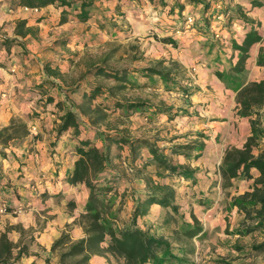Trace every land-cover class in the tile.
Wrapping results in <instances>:
<instances>
[{
    "label": "rangeland",
    "instance_id": "374dc122",
    "mask_svg": "<svg viewBox=\"0 0 264 264\" xmlns=\"http://www.w3.org/2000/svg\"><path fill=\"white\" fill-rule=\"evenodd\" d=\"M95 1L97 20L95 24L90 25L89 23L87 26L73 22L69 26L49 31L45 39L43 36H39L41 28L39 25L30 27L32 35L36 36V39L45 41L43 47L47 54L42 59L49 60L51 68L65 70L57 77L62 90H69L75 86L85 76V72L91 64L105 61L109 67L130 68L133 80L141 85L139 87L129 85L118 94L119 99L142 100L172 109L170 113H163V115L155 110H148L146 114H135L130 117L121 116L119 112L113 115L109 114L104 120L94 123V119L99 118L100 115L98 113L89 115V112L86 111L90 106L95 108L104 100L103 97L89 102L80 93H70L69 97L66 98L65 92L59 90L65 98L64 103L78 113V120L84 123L89 132H93L91 133L92 138L99 144L101 142L98 135H103L106 132L119 131L127 137H146L163 148L172 162L183 164L193 172L192 181H188L183 176H173L169 172L158 170L151 164H141L139 168H144L146 171L139 172L133 167L132 163L134 162L131 161L130 164L127 158L119 153V149L113 145L110 166L124 177L123 181L121 180L116 189L107 197V200H110L108 204L112 206L110 214L117 213L116 224L123 225L130 220L132 211L128 201H131L130 196L134 194L133 190L145 188L144 186H148L150 179L159 180L162 184L172 186L175 189L176 196L178 195L177 198L175 197V201L178 202L180 208L174 217L165 222V219L169 217V210L161 206L156 207V215L160 213L158 223L154 226V223L148 221V224L151 225L149 228L154 230L155 235L168 239L175 246L174 248L182 247L193 250L188 255V259L194 264H264V247H256L264 242V228L257 227L250 230L249 227H254L257 221L249 219L245 212L234 205L236 197L251 191L238 194L240 187L237 185V189L232 181L228 183L223 180L220 184L218 181H213V178H216L215 173L218 174L220 171L222 162L217 164L214 171L213 138L211 145L209 136L205 132L206 127H203V116L199 115L203 112L202 108L197 109L199 105L191 98L194 94L209 95L212 92V87L199 82L195 65L202 62V57H198L199 62L195 60L194 65H186L177 56V51L181 49H187L189 53L192 51L191 54L196 51L199 53L198 55L203 56L207 54L206 51L204 54L200 52L203 50V46H215L216 43L209 39L204 45L201 43L204 42V39L194 40L193 34L201 31L198 27L194 31L188 30L187 33L190 34L188 38L192 37L188 46H184L178 37L173 39L177 41L172 45L162 41L161 38L165 37L162 33L164 30V25L161 24L162 17L147 8L146 0ZM220 2L217 0L214 8L211 5L208 13H205L201 7L200 17L197 20V24L202 22L201 24L204 26L206 21L203 22L202 18L211 19V24L208 25V33L212 35V38L214 36L218 40L223 38V31L227 30L226 27L230 24L228 17H225L220 23L214 18L216 6ZM221 6V12H224L222 3ZM27 9L30 10V8ZM9 10L14 9L9 8ZM32 10H25V12L30 13V16H36L37 21L40 22H42V18L53 16L55 13L53 9L43 13L40 9L38 11ZM102 24L103 27H101ZM177 25L176 30H184V26L180 22ZM216 32L219 33V37H216ZM69 36H73L74 39H68ZM63 39L69 40L68 46L59 43ZM161 60L164 61V68L173 71L175 80L178 82V87L175 89L173 88L174 85L168 88L163 81L161 83L162 79L158 76L149 79L137 71L146 66L155 65ZM82 83L85 84L83 89L88 87L89 83H98L105 87L118 84L115 81L92 76H86V80ZM86 83L88 84L86 85ZM179 86H186L189 88V92L181 90ZM47 108L48 111H53L55 107L50 105ZM81 110L86 113H81ZM65 111L64 108L60 110V115L56 114V119L59 120L55 122L57 129L61 122L60 116ZM34 113L37 114L36 111ZM18 122L22 121H16V123ZM22 139L12 142L18 143ZM199 143H204L202 151L193 147ZM257 143L260 146L258 148H264V139L258 140ZM187 144L190 145L189 148L184 147ZM175 146L183 147L181 150L186 153H174L172 148ZM100 148L103 149V147ZM138 164L140 163L138 162ZM206 173H210L207 174L211 178L210 181L193 182L195 179L201 181L200 178H205ZM158 174L164 175L159 176ZM187 181L189 183H186ZM194 196L196 197L194 198ZM76 204L73 201L72 205H67V210L73 211L77 206ZM47 217H51V215L46 214L45 209H40L37 212L38 230L41 228V222L43 220L45 222ZM194 217L203 228L204 233L190 239L185 237L181 230L185 223L192 224ZM74 222L83 226L81 216H77ZM37 229L34 231H38ZM71 229V225L67 224L61 235L68 233L72 239ZM3 233H7L9 237L8 229ZM22 233V236L25 237V245L35 239L33 230ZM51 252L59 254V249L55 251L51 249ZM175 252L180 251L176 249ZM107 263L124 264L114 255L113 258L108 257Z\"/></svg>",
    "mask_w": 264,
    "mask_h": 264
},
{
    "label": "crops",
    "instance_id": "0c3cea01",
    "mask_svg": "<svg viewBox=\"0 0 264 264\" xmlns=\"http://www.w3.org/2000/svg\"><path fill=\"white\" fill-rule=\"evenodd\" d=\"M164 1L165 4L155 6L150 0H146L147 8L162 17L163 35L173 39L178 37L184 46L189 45L188 42L192 37L194 40L204 39V42H201L204 45L209 39L216 43L215 46H203V50L200 52L204 54L206 51L207 54L203 55L205 57L198 55L199 53L196 51L191 54L192 51L189 53L187 49L177 51L180 61L186 65H194V61L199 62L198 57H202V62L195 65L199 82L212 87V92L209 95L194 94L191 98L199 105L197 109L202 108L203 112L199 115L203 116V127H206L205 132L209 136L211 145L213 138V168L215 171L217 164L222 162L225 151L231 147L242 148L252 134L250 118L239 113L237 91L220 79L217 72L226 74L231 72V68L237 64L240 56L239 50L234 48V43L242 44L248 30L253 27L259 31L262 38L250 47L249 57L245 63V83L264 80V63L259 62L261 56L264 60L262 51L264 50V0H220L224 6H229L233 11L239 13L229 21L230 24L226 27L227 30L223 31L221 40L215 39L214 36L212 38V35L203 31L188 38L190 35L187 33L188 31L176 30L177 24L180 22L178 20L179 10L174 8L176 0ZM207 1L211 2L214 8L217 0ZM253 1L258 4L254 5ZM181 2L185 4V9L181 14H195L200 17L199 12L202 6L189 4L184 0ZM0 8V35L16 39L23 44L15 45L11 52L6 49L0 50V130L19 120L26 123L29 130V134L18 143L12 141L7 145L0 143V234L8 229L9 239L17 246L15 253L21 247L25 248L19 264H48L49 262L53 264L59 261V256L51 252L52 245L61 236L67 224L71 225L73 241L86 236L84 227L74 221L85 210L89 187L85 183L70 185L67 182V178L75 167L78 138L72 139V129L66 134L58 135L55 122L59 121L56 119V114H61L60 109L53 108V111H48L47 108L50 105L55 107L57 102H62L63 109H70L64 103L65 98L59 88L53 87L52 94L55 101L44 105V101H40L41 95L34 91L36 86L47 78L54 80L57 86H60L57 77L48 76L45 73V67H51L49 60L42 59L47 54L43 47L45 41L36 39L32 33L25 36L17 35L16 26L19 20H26L27 27L39 25L41 27L39 36H43L45 39L49 31L69 26L70 23L89 26V23L91 25L95 22L82 23L69 19L61 24V9L58 10L53 5L40 8L42 13L48 10L52 11V9L55 11L53 16L42 18V22L37 21L36 16H30V13L25 12V10L33 11L32 9L9 10L7 0H0ZM68 39H74V37L69 36ZM58 71L63 73L65 70L60 68ZM35 111L37 114L34 113ZM260 112L264 115V106ZM80 124L85 126L82 122ZM262 125L264 127V118H262ZM84 132H88L89 138L95 142L97 147L105 148L103 135H98L101 142L99 144L92 138L91 133L93 132L84 130L82 136L85 134ZM258 147L260 146L258 145L254 150L256 154L264 150V148ZM119 153L126 157L130 164L132 163L128 147L120 150ZM141 155H145L144 152ZM132 164L138 167L141 164L145 165L139 159ZM114 170L117 172L116 169ZM207 174L210 173H206L205 178H200L201 181L195 179L193 182L210 181L211 178ZM218 174L215 173L216 178H213V181H218L220 184L223 178L220 171ZM251 174L252 177L249 178L232 179L235 187L237 188V185L240 187L238 194L252 191L255 178L259 173L256 169H252ZM197 177L199 179L200 174ZM187 180L192 181V178ZM188 181L186 183H189ZM119 183L116 184V187ZM144 187L140 190H133L134 194L130 196L131 201H128V204L132 213L137 203L136 198L148 189V186ZM194 187L196 188L195 184ZM70 200L77 203L73 211L67 210ZM176 203L178 204V202ZM158 206L160 205H152L148 214L138 219V226L143 230H149L152 234H154V230L149 228L151 225L148 224V221L154 223V226L158 223L160 213L157 215L155 213ZM40 209H45L46 214L51 217H47L45 222L43 220L40 224L41 228L38 230L37 212ZM129 221L123 225L116 224L115 227L122 228ZM36 229L38 231H34ZM27 230H33L35 239L25 245V237L22 236V232ZM101 247L105 250L103 253L92 256V264H108V257L113 258V255L106 250L107 242H104ZM120 261L124 263V259H120Z\"/></svg>",
    "mask_w": 264,
    "mask_h": 264
},
{
    "label": "trees",
    "instance_id": "16d2710c",
    "mask_svg": "<svg viewBox=\"0 0 264 264\" xmlns=\"http://www.w3.org/2000/svg\"><path fill=\"white\" fill-rule=\"evenodd\" d=\"M150 1L155 6L166 3L164 0ZM184 1L196 6H202L205 13H208L211 8V2L207 0ZM95 2V0H7V5L14 10L19 8L40 9L53 5L61 9V24L69 19L82 23H97ZM253 4L256 5L258 3L253 1ZM174 8L179 10L178 20L181 22L185 17V15L181 14L185 9V4L181 0H176ZM224 12L229 20L238 13L229 6H224ZM202 20L207 23L205 22L204 26L197 24V27L204 33H208V25L211 24V19L203 17ZM26 24V20L17 22V35L25 36L28 33H32L31 28L27 27ZM101 27H103V24ZM261 38L259 31L251 27L242 44L234 43V48L239 50L240 56L237 64L231 68V72L228 74L217 72L220 79L225 81L230 88L237 91L240 115L249 117L251 121L252 134L248 137L245 145L242 148H228L220 167L221 176L228 183H231L234 178L252 177V169H256L259 173L258 177L255 178L253 190L236 197L234 200V205L245 212L249 219L257 221L254 227H249L250 230L257 227L264 228V150L258 154L254 152L258 146V140L264 138V127L262 126L264 115L260 112V109L264 106V80L245 83V63L249 57L250 47L260 41ZM161 39L166 43H176L171 37L165 36ZM59 43L67 45L69 40L63 39ZM15 45L23 44L16 39L0 35V50L6 49L11 52ZM262 51L264 53V50ZM259 62L264 63L262 56L259 58ZM163 64L164 61L161 60L155 65H150L137 71L149 79L153 76H158L168 88L174 85L173 88L175 89L178 87V82L175 80L173 71L164 68ZM131 72L130 68L109 67L105 61H102L91 64L86 70L85 76L69 90H62L61 86H57L54 80L47 78L43 83L36 86L34 91L36 94L41 95L40 101H44V105L55 101L52 94L53 87L59 88L63 93L65 92L66 98L69 97L70 93H80L89 102L103 97L104 100L96 105L95 108L90 106L86 111L89 112V115L93 113L100 115L99 118L94 119V123L104 120L109 114L113 115L119 112L121 116L125 117H130L136 113L146 114L148 110H155L158 113H170L172 108L162 105H154L142 100H123L118 98V94L129 87V85L133 87L141 86L133 80ZM45 73L54 77L61 75V72L49 66L45 67ZM86 76L105 78L118 84L105 87L98 83H86L88 87L83 89L85 84L82 82L86 80ZM179 87L181 90L189 92V88L186 86ZM81 89L83 90L81 91ZM62 105V102H57L55 108L61 110L63 109ZM65 109L66 111L60 116L61 122L57 133L58 135H63L72 129V139L78 138L76 147L77 159L74 170L67 178V182L70 185L85 183L89 187L88 200L85 204V210L81 214L86 236L73 241L68 233H63L52 245V251L59 249V261L53 264H92V256L105 250L101 247L104 242L108 243L106 250L115 257L124 259V264H194L188 259V255L193 250L182 247L174 248L175 246L165 237L152 234L149 230H143L138 226V219L146 216L154 204L169 210V217L165 219V222H168L171 217L178 213L180 206L175 202L176 193L172 186L162 184L159 180L150 179L147 191L136 198L137 203L129 223L122 228L115 227L117 213L110 214L112 206L108 204L110 200H107L108 195L114 190L116 184L124 179L120 173L110 166L113 145L119 151L128 147L133 162L139 159L143 163L154 165L158 170L169 172L171 175L191 179L193 172L183 164L172 162L163 148H160L155 142L146 137L130 138L119 131L106 132L103 134L105 148L100 149L89 138L88 132H84L85 134L82 136L83 131L88 128L80 124L78 113L71 108ZM86 112L81 110V113ZM28 134L29 130L26 123L15 122L0 130V143L7 145L9 142L24 138ZM184 147L189 148L190 145L187 144ZM193 147L202 151L204 143L193 145ZM182 148L181 146H175L172 149L174 153H186L182 152ZM142 152L145 155H141ZM132 165L137 171H146L144 168ZM158 175L163 176L164 174ZM72 204L73 201L70 200L69 205ZM181 233L191 239L202 235L204 230L194 217L192 224H184ZM16 247L9 239L7 233L0 235V264H19L25 248L21 247L15 253ZM256 247H264V242ZM176 249L180 252H175ZM48 264L51 263L49 262Z\"/></svg>",
    "mask_w": 264,
    "mask_h": 264
},
{
    "label": "built area",
    "instance_id": "2783aa9c",
    "mask_svg": "<svg viewBox=\"0 0 264 264\" xmlns=\"http://www.w3.org/2000/svg\"><path fill=\"white\" fill-rule=\"evenodd\" d=\"M38 10L37 8H35ZM222 6L221 3L216 6V15L214 16L215 20H218V23L221 22L225 17H227V14L224 12H221ZM197 20L198 17L195 14H187L185 15L184 19L180 22L181 25L184 26V31L188 30H195L197 27ZM215 25V24H214ZM216 37H219V33H215Z\"/></svg>",
    "mask_w": 264,
    "mask_h": 264
}]
</instances>
